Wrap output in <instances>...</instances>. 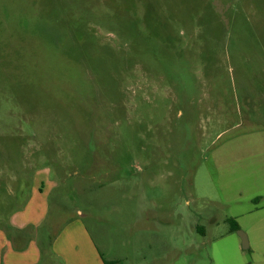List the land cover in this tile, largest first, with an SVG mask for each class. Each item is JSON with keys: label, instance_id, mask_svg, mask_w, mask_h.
Returning a JSON list of instances; mask_svg holds the SVG:
<instances>
[{"label": "rangeland", "instance_id": "1", "mask_svg": "<svg viewBox=\"0 0 264 264\" xmlns=\"http://www.w3.org/2000/svg\"><path fill=\"white\" fill-rule=\"evenodd\" d=\"M41 194L67 264H264V0H0V227Z\"/></svg>", "mask_w": 264, "mask_h": 264}, {"label": "crops", "instance_id": "2", "mask_svg": "<svg viewBox=\"0 0 264 264\" xmlns=\"http://www.w3.org/2000/svg\"><path fill=\"white\" fill-rule=\"evenodd\" d=\"M41 197L42 194L36 198H31L27 204L22 206L20 211L12 214L9 224L17 232L12 231L9 233L4 227H0V264H65V262L67 264L68 259L64 254V250L58 249L56 245L52 251L49 245L47 247L43 245L40 249L39 245L34 243V241L30 242L27 247H19L17 245V241L20 238L18 235L23 237V228L32 223L35 226L40 221L38 216H41L44 210ZM72 225H77V222H74ZM34 231H30L29 236L34 234ZM85 239L86 245L87 241H90L91 244L88 242L89 245L87 247L91 251V245L92 247L95 245L93 239L91 237L88 238L87 235H85ZM56 241L59 244V238ZM83 258L89 260V258ZM90 260L96 264H105L100 254H93V251Z\"/></svg>", "mask_w": 264, "mask_h": 264}, {"label": "water", "instance_id": "3", "mask_svg": "<svg viewBox=\"0 0 264 264\" xmlns=\"http://www.w3.org/2000/svg\"><path fill=\"white\" fill-rule=\"evenodd\" d=\"M239 233H240L241 238H242L243 248L247 249L249 247L248 238L244 232L239 231Z\"/></svg>", "mask_w": 264, "mask_h": 264}, {"label": "trees", "instance_id": "4", "mask_svg": "<svg viewBox=\"0 0 264 264\" xmlns=\"http://www.w3.org/2000/svg\"><path fill=\"white\" fill-rule=\"evenodd\" d=\"M8 229H13L15 231V228L11 227L10 225L7 227ZM239 228L238 224L236 222L233 223V230L236 231Z\"/></svg>", "mask_w": 264, "mask_h": 264}]
</instances>
